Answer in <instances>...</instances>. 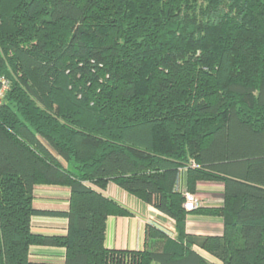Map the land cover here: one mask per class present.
I'll return each mask as SVG.
<instances>
[{
	"label": "trees",
	"instance_id": "obj_1",
	"mask_svg": "<svg viewBox=\"0 0 264 264\" xmlns=\"http://www.w3.org/2000/svg\"><path fill=\"white\" fill-rule=\"evenodd\" d=\"M0 77V264H264V0H0ZM199 180L221 206L184 209ZM110 182L175 234L106 247L107 217L130 214ZM36 185L68 187V209L35 208ZM190 212L222 233L187 232Z\"/></svg>",
	"mask_w": 264,
	"mask_h": 264
},
{
	"label": "crops",
	"instance_id": "obj_2",
	"mask_svg": "<svg viewBox=\"0 0 264 264\" xmlns=\"http://www.w3.org/2000/svg\"><path fill=\"white\" fill-rule=\"evenodd\" d=\"M185 187L184 178L180 182ZM45 190L42 193L38 190ZM103 194L114 199L126 208L130 214L109 215L106 219L104 244L114 249H141L143 248L144 230L147 216L153 214L163 219L164 213L153 206L144 203L135 196L127 193L114 183H108ZM195 193L202 199V207L221 206L223 201V184L220 181L199 180L196 183ZM33 206L47 210H67L69 188L58 185H36L33 190ZM32 230L48 234H64L67 219L52 216H34ZM186 231L193 234H221L223 229L222 219L218 216L190 212L186 216ZM33 261L63 260L64 248L52 246H31Z\"/></svg>",
	"mask_w": 264,
	"mask_h": 264
},
{
	"label": "built area",
	"instance_id": "obj_3",
	"mask_svg": "<svg viewBox=\"0 0 264 264\" xmlns=\"http://www.w3.org/2000/svg\"><path fill=\"white\" fill-rule=\"evenodd\" d=\"M8 89V84L5 78L0 77V104L3 100L4 93ZM178 183L176 184V187H178ZM184 194V203L183 207L186 211H192L197 207H200L202 205V199L193 192H189L183 189ZM165 217L163 219H159L153 214H149L146 218L147 223H155L158 225L161 229H163L165 232H167L169 235L173 236L175 234V220L167 215H164Z\"/></svg>",
	"mask_w": 264,
	"mask_h": 264
},
{
	"label": "rangeland",
	"instance_id": "obj_4",
	"mask_svg": "<svg viewBox=\"0 0 264 264\" xmlns=\"http://www.w3.org/2000/svg\"><path fill=\"white\" fill-rule=\"evenodd\" d=\"M39 191H40V192H42V193H48V192H43V191H45V190H41V189H40V190H38V192H39Z\"/></svg>",
	"mask_w": 264,
	"mask_h": 264
}]
</instances>
